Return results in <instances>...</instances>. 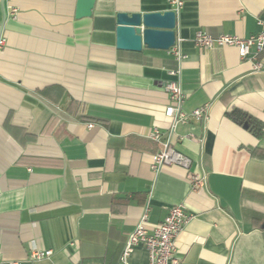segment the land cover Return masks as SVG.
<instances>
[{"label": "crops", "instance_id": "1", "mask_svg": "<svg viewBox=\"0 0 264 264\" xmlns=\"http://www.w3.org/2000/svg\"><path fill=\"white\" fill-rule=\"evenodd\" d=\"M181 1L96 0L78 19V0H0V264H120L145 207L153 231L179 204L194 215L176 240L180 264H264V133L228 116L245 113L264 132V56L256 69L236 48L194 43L199 31L259 34L264 0ZM167 10L175 47L117 49V13ZM172 80L183 111L210 108L170 135ZM155 128L191 159L188 172L152 169ZM189 173L204 178L200 190ZM33 249L53 256L33 262ZM128 264H149L147 251Z\"/></svg>", "mask_w": 264, "mask_h": 264}, {"label": "built area", "instance_id": "2", "mask_svg": "<svg viewBox=\"0 0 264 264\" xmlns=\"http://www.w3.org/2000/svg\"><path fill=\"white\" fill-rule=\"evenodd\" d=\"M170 4L180 9L183 6L181 0H168ZM12 16L16 18V10H12ZM261 32L249 38H241L235 35L212 36L205 32H197L194 43L200 49H210L216 47H232L238 50L242 60L255 62V68L260 69L259 57L264 56V22H260ZM3 42L0 41V45ZM178 58L182 57L176 53ZM171 76H178L180 72H170ZM165 91L169 95L170 104L165 109V116L172 120V135L176 127L180 124H188L191 120L201 121L208 116L210 104L195 109L187 113L183 111L182 106L187 99L180 80H172L165 85ZM91 128L92 125H89ZM193 138V136H190ZM163 134L155 128L149 135V139L161 143L162 150L154 156L152 169L159 171L165 166H178L187 172L191 167V159L183 153L177 151L170 142V137L163 141ZM189 181L193 190H200L204 183V178L189 173ZM150 209L148 206L142 214L139 224L128 236L120 264H128L129 257L136 247H143L149 256V264H180L177 257L176 240L179 234L186 228L194 215L189 213L184 204L172 207L164 220L158 224L153 231L147 229ZM73 245V244H71ZM53 256L52 250L33 249L30 254V260L33 262L50 259ZM11 264H18L12 262Z\"/></svg>", "mask_w": 264, "mask_h": 264}, {"label": "water", "instance_id": "3", "mask_svg": "<svg viewBox=\"0 0 264 264\" xmlns=\"http://www.w3.org/2000/svg\"><path fill=\"white\" fill-rule=\"evenodd\" d=\"M96 0H78L76 18L93 15ZM118 50L141 52L144 48L169 51L177 44V13L119 12L115 17Z\"/></svg>", "mask_w": 264, "mask_h": 264}, {"label": "trees", "instance_id": "4", "mask_svg": "<svg viewBox=\"0 0 264 264\" xmlns=\"http://www.w3.org/2000/svg\"><path fill=\"white\" fill-rule=\"evenodd\" d=\"M69 110L71 112H74L73 113L74 115H78L81 111L79 108V104L74 103V102L69 107ZM228 116L231 120H233L239 125L247 124L248 129L251 133H254L259 136L264 133L262 125L245 113H242L238 110H233L232 112L228 114Z\"/></svg>", "mask_w": 264, "mask_h": 264}]
</instances>
